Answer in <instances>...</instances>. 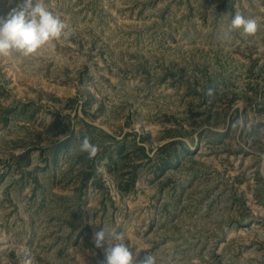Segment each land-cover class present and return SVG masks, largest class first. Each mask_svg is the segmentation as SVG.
<instances>
[{
  "label": "rangeland",
  "instance_id": "obj_1",
  "mask_svg": "<svg viewBox=\"0 0 264 264\" xmlns=\"http://www.w3.org/2000/svg\"><path fill=\"white\" fill-rule=\"evenodd\" d=\"M18 2L0 0V17ZM44 3L74 34L0 57V264H102L103 227L134 262L264 264V0ZM236 12L258 31L225 40ZM104 131L126 152L158 158L175 139L192 153L159 177L134 153L116 169ZM81 134L99 147L87 178Z\"/></svg>",
  "mask_w": 264,
  "mask_h": 264
},
{
  "label": "clouds",
  "instance_id": "obj_2",
  "mask_svg": "<svg viewBox=\"0 0 264 264\" xmlns=\"http://www.w3.org/2000/svg\"><path fill=\"white\" fill-rule=\"evenodd\" d=\"M258 28L256 18L245 17L236 12L228 26L223 29V38L230 40L231 34L236 31L244 36H253ZM73 34L71 26L50 11L44 0H19L6 16L0 17V57H8L12 53H18L25 58L31 57L55 41L70 39ZM211 94L209 90V95ZM237 125L244 127L243 118L238 119L233 126ZM78 149L80 153H86L89 159L95 158L99 152V147L88 137L83 138ZM127 241L124 232L108 231L104 227L92 237L95 247L104 249L105 259L102 264H157L153 253L134 262Z\"/></svg>",
  "mask_w": 264,
  "mask_h": 264
},
{
  "label": "trees",
  "instance_id": "obj_3",
  "mask_svg": "<svg viewBox=\"0 0 264 264\" xmlns=\"http://www.w3.org/2000/svg\"><path fill=\"white\" fill-rule=\"evenodd\" d=\"M189 111V116L191 118H193V120H196L197 115L199 113L194 112L191 108L188 109ZM208 117H206L207 119ZM98 136H104L105 138H109L110 140V145H103L101 147V152H99L100 156H103L106 158V162L108 164V166H113L114 168L118 169L120 167L119 164L120 160H117V157H122L125 158V163L129 164L130 162H132L134 156L133 153L136 154L135 156L137 157V161H142V162H146V161H152L153 162V169H152V174L156 175V176H161L164 174L165 170L167 168H172V167H177L179 165V162L182 161V159L191 156L192 151H190L189 147L185 144H183L181 147H178L177 144L180 142L178 140L172 139L168 142H166L165 144L161 145L160 151H163V155L161 157L157 156H150L148 155V153L145 150L144 145L141 144H134L133 148L131 147V152H126V145L123 142V140L120 139H116L114 135H111L108 132H103V133H99ZM97 136V137H98ZM81 141L83 140V138H85V134H81ZM103 137H101L102 140ZM102 142V141H101ZM105 140L102 142L104 143ZM181 143V142H180ZM69 146H71V141L70 140H66L63 143H59L58 145V149L57 151H55V156L57 154L58 151H64L66 150ZM178 147V148H177ZM139 152V153H138ZM115 153V154H114ZM114 154V155H113ZM129 155V157H128ZM138 155H140V158L138 157ZM55 158V157H54ZM144 160V161H143ZM94 159H89L88 156L86 154H77L76 156V162L83 164V163H88V166L91 168V171L85 172L83 174V177H89L91 174H95L94 169L92 168V164H93ZM91 164V165H90ZM134 171H131V173L133 174ZM130 173V174H131ZM125 175V173H124ZM95 183L96 184H101L98 181V178H95ZM116 180V179H115ZM117 184V186H121L119 181L116 180L115 182ZM133 185L132 183V179L129 181V183L125 184L122 188L120 187V191H127L129 190V188Z\"/></svg>",
  "mask_w": 264,
  "mask_h": 264
}]
</instances>
